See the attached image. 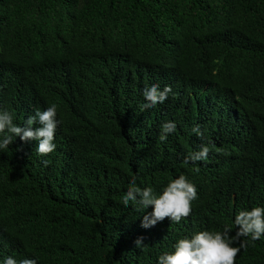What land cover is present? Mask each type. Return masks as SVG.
I'll return each mask as SVG.
<instances>
[{
    "label": "trees",
    "instance_id": "obj_1",
    "mask_svg": "<svg viewBox=\"0 0 264 264\" xmlns=\"http://www.w3.org/2000/svg\"><path fill=\"white\" fill-rule=\"evenodd\" d=\"M152 83L172 92L142 108ZM52 103L55 151L19 137L0 151V258L155 264L264 205V0H0V108L23 124ZM201 144L208 158L184 164ZM179 174L197 187L179 223L144 228L120 202L133 178L158 192ZM235 264H264V236Z\"/></svg>",
    "mask_w": 264,
    "mask_h": 264
},
{
    "label": "clouds",
    "instance_id": "obj_2",
    "mask_svg": "<svg viewBox=\"0 0 264 264\" xmlns=\"http://www.w3.org/2000/svg\"><path fill=\"white\" fill-rule=\"evenodd\" d=\"M172 92L170 85L161 88L152 83L141 89L144 103L141 107H155L162 104ZM38 126L33 128L32 125ZM59 120L57 119V105L49 104L43 110L35 109L28 115L23 124L14 122L12 112L0 108V151L8 148L16 137L21 141L35 140V151L40 155H47L55 151V134ZM176 123L166 121L161 125L160 140L164 141L170 133L175 132ZM191 132L201 135L199 125H194ZM208 144H201L198 149L188 152L184 164L195 165L208 158L210 152ZM47 163V161H45ZM193 171H199L197 167ZM197 199V187L184 174L170 179L158 192L152 186L140 187L133 178L120 196L124 206L132 205L138 212H144L141 226L149 228L168 217L171 222L179 223L182 218L189 216L192 202ZM151 206V211H145ZM234 235H230L233 227ZM264 236V205L241 208L234 215L231 224H225L221 230L201 229L190 235L175 240L170 251L158 255L155 264H235L237 254L248 243L259 240ZM241 237L244 239L242 240ZM137 248L144 244L140 238L135 240ZM0 264H37L35 257L17 258L15 254L4 255Z\"/></svg>",
    "mask_w": 264,
    "mask_h": 264
}]
</instances>
